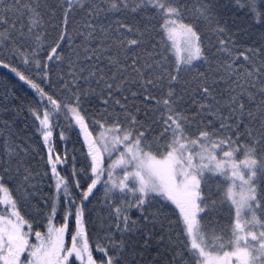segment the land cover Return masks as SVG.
<instances>
[{
	"label": "snow or ice",
	"instance_id": "obj_1",
	"mask_svg": "<svg viewBox=\"0 0 264 264\" xmlns=\"http://www.w3.org/2000/svg\"><path fill=\"white\" fill-rule=\"evenodd\" d=\"M0 67V264H264V0H0Z\"/></svg>",
	"mask_w": 264,
	"mask_h": 264
},
{
	"label": "trees",
	"instance_id": "obj_2",
	"mask_svg": "<svg viewBox=\"0 0 264 264\" xmlns=\"http://www.w3.org/2000/svg\"><path fill=\"white\" fill-rule=\"evenodd\" d=\"M4 85H7L10 87L20 98L19 101H13V103H28L34 98V93L33 90H31L26 84L23 82L19 81L18 78L15 77L13 73H11L8 69H4L0 67V87H3ZM26 115V113H25ZM24 123L23 119L18 121V126H22ZM73 136V139H75V133L73 132L71 134ZM77 148H79V144H75ZM57 147L59 148V142L57 141ZM45 193H47V188L44 189ZM95 204V202H94ZM93 205H89V208H92ZM32 211L31 208H23L22 209V214L28 215ZM100 212V208L96 207L95 211L92 212V220L95 221L97 213Z\"/></svg>",
	"mask_w": 264,
	"mask_h": 264
}]
</instances>
